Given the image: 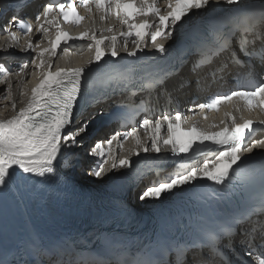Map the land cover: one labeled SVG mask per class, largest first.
<instances>
[{
  "label": "snow or ice",
  "instance_id": "6c2138e0",
  "mask_svg": "<svg viewBox=\"0 0 264 264\" xmlns=\"http://www.w3.org/2000/svg\"><path fill=\"white\" fill-rule=\"evenodd\" d=\"M226 3L228 5H239L240 0H165L166 11L158 6V0H140L137 6V0H80L88 12L92 11V6L101 13V20L111 14L119 19L121 24L127 25L128 31L121 32L120 37L127 39L135 37V48L128 52L129 56H135L141 49V41L146 37L150 38L153 48L156 52L163 55L166 53V45L157 42L158 37L170 40L173 37L175 29L183 22L191 13L204 10L211 3ZM23 7V5H18ZM59 12L60 17L65 23L71 22L79 24L84 19L76 11L74 0H67L66 3H45L42 12H38L35 16L36 21L40 22L36 26L37 33H47L48 28L45 25H51L56 28L55 35L49 41V47H40L39 44L33 45L31 38L26 41V47L21 49L27 53L33 47L38 48L37 56L40 57L39 63L35 66L39 69L45 65L44 53L47 52L54 57L57 49L68 45L70 41L89 40L92 43L88 47H95L93 62L99 63L106 56L102 44L110 41L107 54L112 58H117L116 51L117 35L103 36L97 38L95 30L92 33L81 31L76 36H70L68 32L63 31L57 18L49 16L53 12ZM152 15L156 17V21L150 23L147 17ZM143 17L136 23L133 17ZM43 18V19H42ZM17 16H13L11 22L17 21ZM10 22V23H11ZM22 29L26 28L28 33L32 32V25H25L23 20H19L16 24ZM155 30H151L152 27ZM239 28L242 33L252 36L251 43H255L257 39L264 40V10H261L259 17H243L232 23L228 33H214L209 35H201L194 38V45L201 54L210 48H215L216 53L223 52L230 47V36L233 30ZM7 31V29H5ZM111 32L112 29L108 28ZM247 42V36H245ZM146 46V45H145ZM3 48V45H0ZM67 51V47H64ZM246 51V49H241ZM264 53V49H261ZM246 54H248L246 52ZM260 54V53H258ZM35 63V60L33 61ZM27 64L20 66V72L24 71ZM0 69H4L0 65ZM87 69L83 66L75 68L57 67L54 71L51 67V60L47 62V66L43 67V72L38 82L34 84L30 92L27 94L22 107L16 110L15 103L12 104L14 114L7 119L0 118V196L4 195V189L10 187L13 178L18 176L24 177H45L54 174L56 164L59 162L66 147H70L77 143V137L86 133L90 120H84L83 125L75 132L68 131L73 125L76 116L77 103L84 92V75ZM5 77L8 75L4 69ZM3 83V81H0ZM252 87L238 88L227 92L226 94H215L209 98L208 102L196 105L200 111V115L204 116V110H216L222 103L233 100L242 101L243 106L251 111L258 108L264 112V77L251 81ZM24 95V93H21ZM235 110L239 112L241 109L237 105ZM194 111V109H189ZM231 119V125L225 124L224 127L216 131H210L205 128L198 127L196 124L190 126H182V114L176 111L174 114H164L157 118L154 122L148 118L140 121V127L145 129L150 137L151 148L149 149V141L141 142L137 135V129L132 128L129 132L123 134L126 139L132 136L139 145L141 151L147 153L151 150L154 153L160 152L161 142L165 146L170 147L173 156L188 155L193 150L200 148H209L215 146L214 159H205L203 165L199 168L191 167L188 170H178L170 175L163 182L154 184L153 187L147 188L141 195V199L146 197H160L162 193L172 192L189 186L197 181H208L212 184L223 188L235 178L236 168L239 167L238 162H242L239 152L243 148L244 151L252 152V147L246 146L247 133L251 132L256 122L241 117L242 122H237L235 116L231 112L225 113ZM207 119L206 116H204ZM264 125V120L259 121ZM212 127H215L214 125ZM166 129V137L162 134V130ZM121 133L117 132L107 141L109 145L108 151H113L112 143L118 140ZM253 147H264V140L254 141ZM138 155V153H134ZM89 155L103 157L105 151L101 143L98 141L91 150ZM104 163L98 166L90 173L94 177H101L110 169L119 167H130L129 160L120 158L117 160L114 156L109 168H105ZM250 243V242H249ZM183 253L177 249V264ZM251 255V252L249 253ZM256 264H264V250L258 255L253 256ZM251 264V261L249 262Z\"/></svg>",
  "mask_w": 264,
  "mask_h": 264
},
{
  "label": "bare ground",
  "instance_id": "6f19581e",
  "mask_svg": "<svg viewBox=\"0 0 264 264\" xmlns=\"http://www.w3.org/2000/svg\"><path fill=\"white\" fill-rule=\"evenodd\" d=\"M3 21V20H2ZM16 42V38H11L5 35H2L0 44L4 45V59L8 60L12 63V71L3 79L0 81H3V83H0V118L7 119L8 117L12 116L14 114L12 104L15 103L16 110H19L20 107L23 106L25 100L27 99V94L30 92V86H29V80L31 77V66L27 65L26 68H24L23 72H20V65H18V62H12L11 57L14 56L13 50H14V44ZM167 42V41H165ZM24 45L18 46L19 50L23 49ZM30 57V52L23 53V56L21 58L22 62L25 64L28 58ZM24 60V61H23ZM3 61L2 59L0 60ZM174 82V79L172 80ZM12 84V87H9V85ZM9 87L7 89V87ZM169 89H172V86L168 87ZM185 89L180 90V94L184 92ZM24 93L22 95L21 93ZM187 94L185 93L181 97V101L184 103L187 102ZM77 128V125L75 126ZM89 137V133L86 134V136L77 138V142L75 145H72L70 147H66L67 152H70L69 156H66L65 159L60 163V166L67 172L71 173V169L73 167V164L75 163L73 161V158L75 156L78 157L79 160L82 161L84 169H88L89 163H91V159L88 155L85 154L84 150H90L91 146L95 142L104 141L105 138L102 136L99 132L91 139L86 140ZM82 141H86L85 144L82 143ZM78 144V147H77ZM84 145V147H81V145ZM76 148V150H74ZM131 148L129 144L126 145V150L128 151ZM111 163L109 162L105 168L110 169ZM109 171L105 172L100 178H103ZM152 176L149 175L147 178L141 180L137 185V191L142 189L145 186V183L149 181V179Z\"/></svg>",
  "mask_w": 264,
  "mask_h": 264
},
{
  "label": "water",
  "instance_id": "95a60500",
  "mask_svg": "<svg viewBox=\"0 0 264 264\" xmlns=\"http://www.w3.org/2000/svg\"><path fill=\"white\" fill-rule=\"evenodd\" d=\"M253 4H257V6L260 7L264 4V0H240L239 5H228L224 3L217 5V7L195 11L185 18L175 29L172 39L168 42V48H174L187 33H197L196 37L203 35L210 27L209 24H207L208 22H211L213 19H219V21L224 20L229 16V12H231L232 9L252 6Z\"/></svg>",
  "mask_w": 264,
  "mask_h": 264
}]
</instances>
